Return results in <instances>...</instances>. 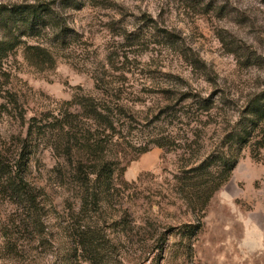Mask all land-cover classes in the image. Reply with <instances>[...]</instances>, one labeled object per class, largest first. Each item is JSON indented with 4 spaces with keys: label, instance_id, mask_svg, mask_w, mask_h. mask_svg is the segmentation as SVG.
<instances>
[{
    "label": "rangeland",
    "instance_id": "obj_1",
    "mask_svg": "<svg viewBox=\"0 0 264 264\" xmlns=\"http://www.w3.org/2000/svg\"><path fill=\"white\" fill-rule=\"evenodd\" d=\"M27 5L52 19L28 33L7 16ZM0 41L15 45L0 71V151L28 138L23 174L42 209L40 230L15 235L0 189V264H92L71 244L79 221L99 222L107 264H264V148L241 145L264 104V0H0ZM91 150L116 164L114 197L80 215ZM206 160L237 161L219 190L214 170L187 173ZM198 221L191 249L180 229Z\"/></svg>",
    "mask_w": 264,
    "mask_h": 264
},
{
    "label": "trees",
    "instance_id": "obj_2",
    "mask_svg": "<svg viewBox=\"0 0 264 264\" xmlns=\"http://www.w3.org/2000/svg\"><path fill=\"white\" fill-rule=\"evenodd\" d=\"M7 16H11L13 19H18V22L24 26L28 33H33L36 28L40 26L45 27L48 24V21L52 19V15L48 12L47 9H44L40 5H27L21 6L12 10L8 13ZM2 20L9 23L7 17H2ZM15 49V45L12 41H0V71L2 70L4 60L8 58L9 54L13 52ZM261 102V101H260ZM260 102L256 103L254 107L247 112L250 119L248 120V124L243 126V132H245V137H243L241 141V145L246 146L252 140H256V145H258L259 149L264 148V104ZM90 114L94 116L96 119L99 117H103L101 111L98 110L97 106L90 105ZM57 121V120H56ZM63 125V124H62ZM62 130H66L67 127L62 126ZM109 128H114V122L109 119ZM71 126H69V129ZM63 130V131H64ZM69 133L70 130L68 131ZM29 136L33 138V133H29ZM55 137L53 136L54 143L56 145H64V143H70L72 141L71 137ZM262 136V139H257ZM24 146L20 149V152H11L6 151L5 153L0 151V173L9 172L12 176L11 180L8 183L2 181L0 184L1 192L10 194L14 204L16 206V215L17 218L15 220V235L19 234L25 230H29L30 227L32 231L40 230V225H42V212L41 207L38 203V197L34 195L32 190L28 189V185L25 181L24 170L28 163L27 157L24 155V152L27 148L28 138L25 140ZM243 142V143H242ZM252 143V142H251ZM28 144V143H27ZM102 151V149L100 150ZM90 153L91 159H87L90 162H94L92 173H89L86 179H81L80 185H78L79 190V198L81 201V214H86L89 211V206H100L101 203L105 200V198L101 199L99 196L105 195L109 197H114L112 191H114V176L116 173V164L114 162L109 163L108 161H104L100 157H96V150L87 151ZM100 154V152H98ZM11 156L13 158V165L8 167L6 161L8 158L6 156ZM67 155H72V148L67 149ZM207 160L204 161L198 167L190 169L187 173H199L202 170H214L215 173L219 176V181L216 185L215 190H219L224 183L227 181L228 176H225L224 173H230L237 161H234L231 166L226 169V166H216L213 167L211 164L207 165ZM124 170V169H123ZM4 173V174H5ZM212 194L209 195L206 199L202 200L203 202L199 204L200 212L205 210V207L210 200ZM130 218V216L126 215ZM128 219V218H127ZM126 219V220H127ZM133 221H124L120 222L119 226H123V231L129 232L132 230ZM77 226H73V233L71 234V244L75 249V253L77 256L83 258L84 261H87L92 264H107L102 257L103 248L101 247L100 240L107 241V235H102L103 229L100 226L99 222H91L86 223L85 225L82 222H77ZM114 226H118L117 223H114ZM202 223L198 221V224H188L181 227V231H183V239L186 240L187 246L192 249L193 241L197 237V235L201 232ZM15 240V239H14ZM161 244V251H165L169 238L162 237L158 240ZM158 245V244H157ZM86 255V256H85Z\"/></svg>",
    "mask_w": 264,
    "mask_h": 264
}]
</instances>
